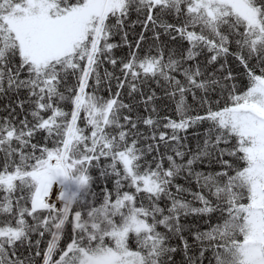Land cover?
I'll return each instance as SVG.
<instances>
[{"label":"snow or ice","instance_id":"1","mask_svg":"<svg viewBox=\"0 0 264 264\" xmlns=\"http://www.w3.org/2000/svg\"><path fill=\"white\" fill-rule=\"evenodd\" d=\"M0 113V264H264V0H0Z\"/></svg>","mask_w":264,"mask_h":264},{"label":"trees","instance_id":"2","mask_svg":"<svg viewBox=\"0 0 264 264\" xmlns=\"http://www.w3.org/2000/svg\"><path fill=\"white\" fill-rule=\"evenodd\" d=\"M133 19H135V16H133ZM139 31H140L139 26H137L136 32H139ZM130 38H132V37H130ZM119 40H120L119 36L114 37L115 42H119ZM127 51H128L127 48H120V49L115 50V54L117 57H123L127 54ZM106 67L110 68V66H108V65H106ZM239 71L240 70L237 69V72H239ZM153 87H155V85H153ZM104 95L107 96L108 93L105 92ZM157 95L162 96V92L159 89H157ZM188 102L189 103L192 102L191 97L188 98ZM156 103H157V107L160 111L161 116H163V115L174 116V102L173 101L168 100V99H161V100H158ZM0 114H2V113H0ZM193 131H195V130L194 129L189 130V145L191 147L195 148V145L197 143V139H196V137L191 135V133ZM201 131H202V128H201Z\"/></svg>","mask_w":264,"mask_h":264}]
</instances>
